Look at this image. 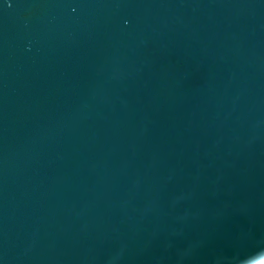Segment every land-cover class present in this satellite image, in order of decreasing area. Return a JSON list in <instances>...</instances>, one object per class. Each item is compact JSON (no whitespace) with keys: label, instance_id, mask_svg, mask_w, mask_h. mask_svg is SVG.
Segmentation results:
<instances>
[{"label":"water","instance_id":"1","mask_svg":"<svg viewBox=\"0 0 264 264\" xmlns=\"http://www.w3.org/2000/svg\"><path fill=\"white\" fill-rule=\"evenodd\" d=\"M0 264H264V0H0Z\"/></svg>","mask_w":264,"mask_h":264}]
</instances>
